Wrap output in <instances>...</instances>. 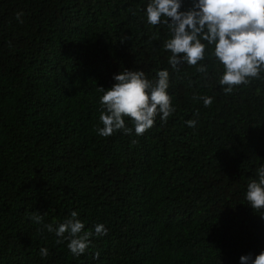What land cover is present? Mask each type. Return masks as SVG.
<instances>
[{"label":"trees","instance_id":"obj_1","mask_svg":"<svg viewBox=\"0 0 264 264\" xmlns=\"http://www.w3.org/2000/svg\"><path fill=\"white\" fill-rule=\"evenodd\" d=\"M149 2L0 0V264H240L264 251V208L246 200L264 165V72L225 91L203 40L204 59L174 70L168 18L148 24ZM125 69L153 83L167 70L175 111L102 137L98 88ZM73 211L78 235L92 233L78 257L45 227Z\"/></svg>","mask_w":264,"mask_h":264},{"label":"clouds","instance_id":"obj_2","mask_svg":"<svg viewBox=\"0 0 264 264\" xmlns=\"http://www.w3.org/2000/svg\"><path fill=\"white\" fill-rule=\"evenodd\" d=\"M181 0H150L146 6V18L150 25L161 23V17L168 18L172 37L164 48L171 52L168 63L175 70L183 62L197 65L204 59L206 41L214 45L213 55L224 68L219 84L226 85L225 91L241 84H246L249 78H258L264 72V0H193L190 10L181 11ZM23 13L17 12L15 18L22 22ZM201 73L207 72V66L197 67ZM158 79L153 83L140 70H123L115 74V83L103 92L100 103L104 111L100 121L103 127L97 128L102 137L112 135L117 130L130 134L131 129L125 126L124 117H129L134 124V131L142 135L154 124L157 115L163 122L175 111L171 106V97L167 93L169 87V72L160 70L156 73ZM204 106L212 104L211 97H200ZM189 127H195V120L186 121ZM258 182L252 180L247 185L246 200L252 209L264 208V165L257 169ZM58 227L45 225L49 232L62 239H69L67 247L73 256L85 252L92 233L78 235L84 229V224L76 219L77 212ZM35 222L42 223L40 214L31 217ZM264 219V216H261ZM68 233V237L64 234ZM95 234L106 235L103 224L95 226ZM62 239L56 242L61 243ZM41 257H47L48 249L39 250ZM98 255V254H97ZM240 264H264V251L254 258L251 254L241 256Z\"/></svg>","mask_w":264,"mask_h":264}]
</instances>
